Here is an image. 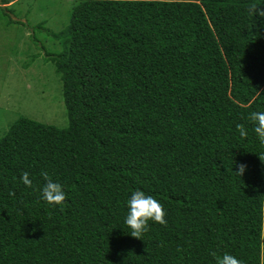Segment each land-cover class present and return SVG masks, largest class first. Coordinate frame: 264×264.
Masks as SVG:
<instances>
[{
    "label": "trees",
    "instance_id": "16d2710c",
    "mask_svg": "<svg viewBox=\"0 0 264 264\" xmlns=\"http://www.w3.org/2000/svg\"><path fill=\"white\" fill-rule=\"evenodd\" d=\"M74 1L41 56L68 126L21 117L0 139V264H264L249 121L264 111V0ZM15 2L0 7L13 17ZM42 170L64 185L62 208L41 200ZM137 188L167 211L141 239L124 224Z\"/></svg>",
    "mask_w": 264,
    "mask_h": 264
},
{
    "label": "rangeland",
    "instance_id": "374dc122",
    "mask_svg": "<svg viewBox=\"0 0 264 264\" xmlns=\"http://www.w3.org/2000/svg\"><path fill=\"white\" fill-rule=\"evenodd\" d=\"M15 4L10 15L22 24L9 22L14 18L0 7V139L21 117L59 128L69 124L62 89L41 56L44 50L54 53L57 45L50 37L69 24L75 1L16 0Z\"/></svg>",
    "mask_w": 264,
    "mask_h": 264
},
{
    "label": "clouds",
    "instance_id": "9594fccd",
    "mask_svg": "<svg viewBox=\"0 0 264 264\" xmlns=\"http://www.w3.org/2000/svg\"><path fill=\"white\" fill-rule=\"evenodd\" d=\"M258 15L264 17V11H258ZM249 121L252 123V132L255 134L257 141L261 147H264V111H252L249 113ZM236 131L241 138L248 135L244 124H236ZM260 159L264 156V152L258 154ZM246 171V166L241 164L239 169L234 174L242 177ZM40 176L44 183L40 186V198L50 206L63 207L67 199V193L64 190V185L56 180L49 178L47 171L42 170ZM19 181L27 188L33 187L34 177L25 171L19 176ZM14 195V193H10ZM127 214L124 217V224L131 230L130 235L141 239L143 234L149 229V222L165 225L167 223V211L163 203L152 195L137 188L132 190L129 198L125 200ZM214 255L215 264H244L237 256L228 252L222 255Z\"/></svg>",
    "mask_w": 264,
    "mask_h": 264
},
{
    "label": "crops",
    "instance_id": "0c3cea01",
    "mask_svg": "<svg viewBox=\"0 0 264 264\" xmlns=\"http://www.w3.org/2000/svg\"><path fill=\"white\" fill-rule=\"evenodd\" d=\"M8 6H10V4Z\"/></svg>",
    "mask_w": 264,
    "mask_h": 264
}]
</instances>
